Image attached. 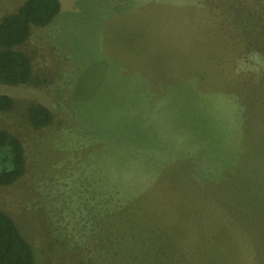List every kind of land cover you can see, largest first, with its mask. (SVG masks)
Wrapping results in <instances>:
<instances>
[{"label":"rangeland","instance_id":"374dc122","mask_svg":"<svg viewBox=\"0 0 264 264\" xmlns=\"http://www.w3.org/2000/svg\"><path fill=\"white\" fill-rule=\"evenodd\" d=\"M59 2L0 84L26 158L0 210L35 264H264V0Z\"/></svg>","mask_w":264,"mask_h":264},{"label":"trees","instance_id":"16d2710c","mask_svg":"<svg viewBox=\"0 0 264 264\" xmlns=\"http://www.w3.org/2000/svg\"><path fill=\"white\" fill-rule=\"evenodd\" d=\"M59 0H24L15 13L0 19V84L25 85L32 79L29 56L17 50L30 37L33 28L48 26L59 15ZM11 97L0 95V112L13 108ZM28 119L40 130L53 122L51 111L43 105H31ZM26 171L21 141L7 130H0V186L17 182ZM0 264H35L30 243L22 236L13 219L0 210Z\"/></svg>","mask_w":264,"mask_h":264}]
</instances>
